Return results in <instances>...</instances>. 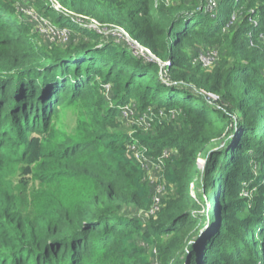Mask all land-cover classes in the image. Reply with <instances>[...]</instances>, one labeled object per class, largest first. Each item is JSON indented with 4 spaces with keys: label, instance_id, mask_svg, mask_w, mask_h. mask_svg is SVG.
<instances>
[{
    "label": "trees",
    "instance_id": "16d2710c",
    "mask_svg": "<svg viewBox=\"0 0 264 264\" xmlns=\"http://www.w3.org/2000/svg\"><path fill=\"white\" fill-rule=\"evenodd\" d=\"M53 1L0 0V264H264V0ZM153 104L182 117L129 136Z\"/></svg>",
    "mask_w": 264,
    "mask_h": 264
},
{
    "label": "rangeland",
    "instance_id": "374dc122",
    "mask_svg": "<svg viewBox=\"0 0 264 264\" xmlns=\"http://www.w3.org/2000/svg\"><path fill=\"white\" fill-rule=\"evenodd\" d=\"M209 4H210V0H207L205 7H207V10L211 11L213 9L208 8ZM52 5L54 7H57L58 9L61 8L60 4L57 3L56 1H53V0H52ZM25 14H27V13H25ZM43 17L44 16H41V13L36 10V11H31V14L27 15L26 20L29 23H31L35 27V29L40 33L41 39L45 44H48V43L56 44V43H59V41L65 42V40H66L65 31L66 30H63L59 25L53 23L50 20L44 21ZM89 26L91 27V25H89ZM113 31L114 30L109 29V30H106V33L109 35H112ZM114 34H115V37L117 39H119V40L122 39V36L117 34L115 31H114ZM129 44L131 45V47L134 50H137L136 45H132L130 42H129ZM214 51H216V50H206L205 51L206 53H210L211 56L215 58L212 63L209 61H207L205 63V65L210 67V68L213 67L216 64V62L218 61V53L214 52ZM157 110L160 111L163 109L156 106L155 104H153L152 107H150L147 111H145L142 114L138 110H129L128 109V110H125L124 112L122 111L119 114L118 119L122 125V128L125 130V132L129 136L132 137V135L134 133L147 134V133H149L150 129L155 130V125L152 121V117L154 115L156 116L159 114V113H156ZM170 114H173V113H170ZM182 114H183V110L181 108H177L175 110V118L176 119L181 118ZM167 120H169V118ZM130 143H138V142L132 141ZM129 150L136 157H140V154L138 152V147H136L135 145L131 144V146L129 147ZM176 153H177V150H175V148L172 146L171 150L169 152L165 151L164 155H161L160 158H158V161H153V160H150L148 158L145 161H143L145 175H146L147 179L149 180L153 191L156 192V193H154V195H155L154 203H156L155 207L158 204L162 203L163 199L168 197V195H172L174 193V190H176L178 188V186L176 184L169 182L163 173L164 169H166V162H165L166 158L164 156L167 157L168 155H173ZM199 164H200L201 168L205 170V167L207 164L206 157L201 155ZM61 190H64V188L60 187V191ZM193 190L196 191V186L194 187ZM69 191H70V189H69ZM139 216H141L142 218L143 217L145 218L146 217L145 212L139 213ZM154 264H155V261H154Z\"/></svg>",
    "mask_w": 264,
    "mask_h": 264
},
{
    "label": "built area",
    "instance_id": "2783aa9c",
    "mask_svg": "<svg viewBox=\"0 0 264 264\" xmlns=\"http://www.w3.org/2000/svg\"><path fill=\"white\" fill-rule=\"evenodd\" d=\"M167 1H169V0H167ZM217 5V0H210V4H209V6H208V8H212L213 9V7H215ZM94 27V26H93ZM117 34H119V35H121L120 34V31H115ZM112 34H114V31L112 32ZM132 45H136L137 46V50H134L135 51V53L136 52H140V53H142V54H144V53H148V55H149V59L150 60H155V57L154 56H151V54H150V51L149 50H147V49H144L143 47H141L138 43H136V42H134V43H132V42H130ZM215 58L214 57H212L211 56V54L210 53H206V54H203V55H200V56H198L196 59H195V62H201L205 67H208V66H206L205 65V63L207 62V61H209V62H213V60H214ZM160 63V62H159ZM163 67H167L169 64H164V63H160ZM210 68V67H209ZM170 113H173V114H170ZM170 113H167V112H165L164 110H160L159 111V115L164 119V120H166V119H168V117H170V118H175V111H170ZM155 204L156 203H154L153 204V206H152V208L150 209V211H149V213H151V214H153V213H155L158 209H159V204L155 207ZM161 204V203H160Z\"/></svg>",
    "mask_w": 264,
    "mask_h": 264
}]
</instances>
